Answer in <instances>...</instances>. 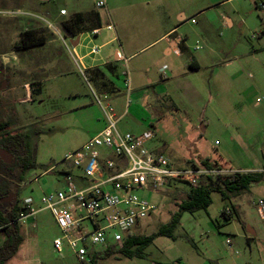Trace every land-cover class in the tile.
<instances>
[{"label":"rangeland","instance_id":"obj_1","mask_svg":"<svg viewBox=\"0 0 264 264\" xmlns=\"http://www.w3.org/2000/svg\"><path fill=\"white\" fill-rule=\"evenodd\" d=\"M32 1L0 0V121L11 123L8 131L12 135H29L36 163L21 181L11 184V192L3 202L15 201L19 206L31 197L33 207L42 208V193L62 185L57 182L60 174L45 172L98 133V121L103 116L93 93L98 96L116 82L97 74V84H93L90 74L71 58L49 28L60 27L63 17L56 16L61 8L68 12L67 17L88 10L100 14L99 42L112 37L105 27L107 13L119 40L104 48H98L99 42L95 47L93 42L82 43L86 47L79 49L80 55L93 47L96 55L88 60L107 57L115 62L114 50L120 58L139 51L126 63L132 86L128 104L124 91L111 105L121 113L127 104V125L138 131L153 129L155 136L146 149L162 152L180 168L208 159V164L226 172H263L261 181L248 190L229 195L228 199L211 192L206 210L183 212L174 239L156 238L145 249L143 259L127 258L117 249L105 256L104 250L96 247L102 252L96 264H175L177 256L193 253L181 226L193 231L202 226L218 241L229 233L245 230L240 220L264 226L253 206L264 198V0H105L106 10L96 7L99 0ZM179 12L184 13L185 20L173 38L180 35L179 49L182 51L185 40L191 52L202 55V61L196 71L186 67V79L175 78L171 83L161 78L160 70L165 68L168 73L173 63H183L187 58L165 55L161 52L163 43L144 47L176 26ZM25 30L53 40L35 51L18 50L16 45ZM61 31L65 36L63 28ZM120 61L117 83L121 87L126 70ZM148 80L154 82L152 86H148ZM36 87L39 94H34ZM146 95L152 107L149 110L140 106V98ZM189 188L187 183L175 181L158 192L138 190V195L156 210L144 221V230L137 232L149 235L167 223ZM237 204L241 210L236 216ZM224 207L231 208L234 217L218 230L217 221ZM34 223V228L30 224L19 226L24 241L8 264H79L68 247L63 246L61 256L54 251L52 242L60 231L48 210L37 211ZM3 237L0 232V245Z\"/></svg>","mask_w":264,"mask_h":264},{"label":"built area","instance_id":"obj_2","mask_svg":"<svg viewBox=\"0 0 264 264\" xmlns=\"http://www.w3.org/2000/svg\"><path fill=\"white\" fill-rule=\"evenodd\" d=\"M105 5V0L96 2L97 8ZM59 14L66 15V10L61 9ZM49 28L71 58L79 62L61 29L52 25ZM106 29L113 30V25L109 22ZM118 59L124 64L127 62L123 56L118 55ZM124 68L123 81L128 95L131 78L126 65ZM161 71L165 77V68ZM93 97L101 110L104 126L45 172L60 174L57 182L62 185L42 193L39 200L42 208L35 209L33 199L27 197L21 201L15 220L19 226L30 224L34 228V214L48 210L60 231V236L52 242L54 251L61 256L63 246L68 247L79 264H91L94 256L101 255L96 247L104 251L120 249L125 238L156 210L155 205L138 195V190L158 192L175 181L195 186L203 177L228 173L217 165L211 168L201 163L182 168L174 166L162 152L146 149L145 145L155 136L153 129L140 133L121 131L118 127L121 117L115 113L109 95L93 93ZM253 206L259 220L264 221V198H259ZM224 214L230 216L231 209L226 207ZM226 245L231 254H237L229 240Z\"/></svg>","mask_w":264,"mask_h":264},{"label":"crops","instance_id":"obj_3","mask_svg":"<svg viewBox=\"0 0 264 264\" xmlns=\"http://www.w3.org/2000/svg\"><path fill=\"white\" fill-rule=\"evenodd\" d=\"M33 1L32 3L35 4L39 0H33ZM105 10H106V7H105ZM75 13H81L83 15L84 17L83 23L85 25V29H82L81 32L78 33L76 36H66L65 35L64 37L67 39V41L70 42L71 46L72 44L75 45V46H72L73 51L75 55L77 56V58L79 59L81 67L85 71L89 72L90 70L97 69L102 73V76L105 79H109L110 81L116 82L115 86L110 85L109 89L100 92V94L109 95L110 103L112 104V101H116L118 98H121L120 96H122L123 92L126 91L124 87V83L121 85V87L117 83L118 70H119L118 67L121 65V61L120 59H118V53L116 52V50H114L113 52L115 62H112L107 57L91 58L90 60H88V58H90L92 55H96V52L95 53L93 52V50L96 51V49H94L93 47L97 46V43L99 42V39H100L99 30L100 28H102L101 27L102 20H101L100 14L97 11L91 12L88 10H83V11L73 12V14ZM67 15H68V12L66 11V15L58 14L56 16V18L63 17L59 21L60 27L56 26L57 28L61 29L62 22L68 20L72 16L71 15L67 17ZM47 16H50V15H47ZM97 17H98V20H96ZM180 17H182L181 20H180ZM177 18H178L179 23L176 26L172 28H168L164 33H162L160 37H158L156 40H154L153 42L149 43L147 46L144 47L146 48L154 44L163 43L161 52L164 53L165 55H174L175 57H178V58H182L183 56H185L187 58L185 62L183 63H173L172 69L168 73L167 71L165 72L166 73L165 77H163V74L161 71L162 69L160 70L161 78L169 80L171 83L175 81V78L176 79H182V78L186 79V77L189 75V72L186 70V67H188L191 71H196L200 68L199 62L202 61V55L196 52H191V50L188 49V46L185 40L183 42L182 51H179V47L177 44L179 43L178 37H180V35H176V37L174 38H173V35L175 34V30H177L184 23V20H185L184 13H181V12L177 13ZM95 21L96 23L98 22V24H100V28H97L96 25L93 24L95 23ZM226 21L229 22V24H231L228 18H226ZM109 22L113 24L110 19V16L107 13V23L106 24H108ZM95 30H97V33H94ZM108 31L112 34V37L111 38L109 37L106 40L103 39V41L99 42L98 48H101V47L104 48V47L109 46L113 42H116V41L118 42L119 38L114 28V25H113V30H108ZM88 34H90L93 37L92 40L87 36ZM45 39L46 41L44 44L31 47L29 49H31L32 51H35L37 48L46 46L47 44L51 42V40H53V38H45ZM92 42H93L92 49L88 51L87 53H85L84 55H80L79 49L85 48L86 47L85 44L92 43ZM82 43H85V44H82ZM138 52L131 53L127 57L124 56V58L128 62V60L132 58L133 56H135L136 54H138ZM109 65H111V67L114 68L113 71L111 69H108L107 66ZM123 67H124V64H123ZM91 82L95 85L97 84V80L94 79V77L91 79ZM153 83L154 82L152 80L147 81L148 86H152ZM146 89H149V88H146ZM131 91H132V86H131ZM128 95L126 96L127 98H128ZM146 96L147 98L146 97L140 98V106H143L145 110H149L152 107L150 108L151 105L148 106V103H147L148 95ZM124 112L125 110H123L121 113H117L115 111L117 116L121 117V119L118 122L119 129L121 131H130L132 133L143 132V130L138 131L136 130L135 126L127 125L128 123L124 122L126 119L125 117H126L128 110L125 115H123ZM150 117H152V115H150ZM126 125L131 130H128V128H126ZM103 126H104V121L101 119L100 121H98V131L102 129ZM149 126H150V123L148 125V128H150ZM239 210L241 209H240L239 204H237V206H235V209H234V215L237 216L239 214ZM184 213H189V212H184ZM193 213H190V214H193ZM183 214H181L180 216L178 226L181 225L180 220L182 219ZM230 221L226 223L229 224ZM240 222L243 225L245 230L240 231V232L235 231L233 233H229L230 235H226L227 237L225 238L224 236L221 237L222 241H218L215 234L211 233V231H205V229H203L202 226L200 227L198 224H197L198 225L197 231L187 230L183 226H181L189 238V242L192 245L193 253L188 254L187 256H177L176 259H174L175 264H264V226L259 227V226L250 225L248 223H245L242 220H240ZM261 222H262V225H264V221H261ZM143 223L134 229V232H133L134 234L142 235V234H139L137 231H139L140 229L144 230L145 224L143 225ZM226 223H223L221 220H218V223H217L218 230H222ZM195 225H196V222H195ZM0 232L3 233L2 230H0ZM219 235L222 236L223 234L221 233ZM4 238L5 236L2 238V242L4 241ZM226 240L230 241V245L232 249L237 253L236 255L231 254V252L228 250V247L226 245ZM145 249H144V252H145ZM11 259H9L5 264H8V262ZM139 259H143V258H139Z\"/></svg>","mask_w":264,"mask_h":264},{"label":"trees","instance_id":"obj_4","mask_svg":"<svg viewBox=\"0 0 264 264\" xmlns=\"http://www.w3.org/2000/svg\"><path fill=\"white\" fill-rule=\"evenodd\" d=\"M97 15V14H95ZM94 15V16H95ZM95 19V18H94ZM98 20V17L96 18ZM84 17L81 13L73 14L68 20L62 22V28L66 36H76L85 29ZM100 28L98 22L93 23ZM45 37L38 35L34 30H25L20 42L16 45L18 50L29 49L31 47L44 44ZM181 51V49H180ZM108 69L114 70L111 65ZM90 79H96L97 74L102 73L95 69L88 72ZM40 89L34 88V94H39ZM11 126L9 121H0V148L6 149L13 156V161L9 165H5L0 169L3 180H0V230L4 233V241L0 245V264H5L18 251L19 246L23 243L24 237L20 233V227L15 222L21 208L17 202H3V199L10 194L11 184L21 181L29 170L36 167L34 151L30 147V139L27 133L10 134L8 128ZM201 164L206 168H211L207 160H200ZM264 170V156H263ZM263 172H228L207 176L195 186H190L189 191L184 200L177 204V210L174 212L169 221L161 225L155 232L149 235L129 234L120 249L116 251L127 258H143L144 249L148 247L157 237H167L174 239L173 232L179 223L180 216L183 212L193 213L198 210H206L210 205V193L217 192L223 199H228L229 195L235 196L242 191L248 190L252 184L261 181ZM224 207L220 217L223 223L232 219L231 215L224 214ZM218 223V221H217ZM113 253V249L104 251V255L108 256ZM99 256H94L91 264H96Z\"/></svg>","mask_w":264,"mask_h":264},{"label":"flooded vegetation","instance_id":"obj_5","mask_svg":"<svg viewBox=\"0 0 264 264\" xmlns=\"http://www.w3.org/2000/svg\"><path fill=\"white\" fill-rule=\"evenodd\" d=\"M1 149H4V148H1ZM4 150H6V149H4ZM10 155H11L10 158H7V157H3L2 159L0 158V168H3L5 165H9L12 163L13 156H12V154H10Z\"/></svg>","mask_w":264,"mask_h":264},{"label":"water","instance_id":"obj_6","mask_svg":"<svg viewBox=\"0 0 264 264\" xmlns=\"http://www.w3.org/2000/svg\"><path fill=\"white\" fill-rule=\"evenodd\" d=\"M71 44H72V42H71ZM72 46H75V45L72 44ZM3 157L10 158L11 155L8 151L0 148V158L2 159Z\"/></svg>","mask_w":264,"mask_h":264}]
</instances>
